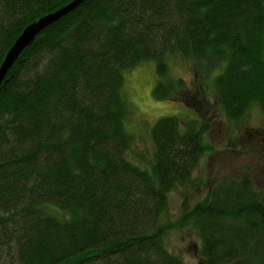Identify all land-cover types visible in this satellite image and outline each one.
Returning a JSON list of instances; mask_svg holds the SVG:
<instances>
[{"label":"trees","instance_id":"1","mask_svg":"<svg viewBox=\"0 0 264 264\" xmlns=\"http://www.w3.org/2000/svg\"><path fill=\"white\" fill-rule=\"evenodd\" d=\"M69 1L0 0V62L25 25ZM171 55L191 61L192 81L170 76ZM143 61L156 100L264 117V0H83L38 32L0 82V264H185L161 216L168 192L199 187L209 123L157 118L152 161L132 163L122 73ZM205 192L190 207L182 196L174 224L191 227L201 264H248L264 242L262 193L244 174Z\"/></svg>","mask_w":264,"mask_h":264},{"label":"rangeland","instance_id":"2","mask_svg":"<svg viewBox=\"0 0 264 264\" xmlns=\"http://www.w3.org/2000/svg\"><path fill=\"white\" fill-rule=\"evenodd\" d=\"M166 60L171 77L182 78L186 82L192 81L194 73L191 61L174 55L167 56ZM155 78L152 61L140 62L122 73L121 93L129 107L124 126L132 138L126 157L141 168L149 166L153 152L149 130L153 122L161 116L175 115L183 120L193 118L198 113V120L209 123L204 140L211 146V150L202 155L192 173L193 180L199 182V187L190 186L184 191L168 192L166 207L161 216V221H169L172 225L163 234L168 252L180 257L185 264H201L197 254L198 240L191 227H177L174 224L182 214V196H186L187 207H190L205 197V191L217 178L244 174L254 183L255 189L262 193L260 203L264 204V131L260 132L261 129L264 130V117L258 109L249 107L242 119L229 121L212 105L211 94L208 96L209 105L197 101L185 105L177 101L156 100L151 94ZM254 245L256 256H253L248 264H255L264 250V242H256ZM231 264L244 263L236 260Z\"/></svg>","mask_w":264,"mask_h":264},{"label":"water","instance_id":"3","mask_svg":"<svg viewBox=\"0 0 264 264\" xmlns=\"http://www.w3.org/2000/svg\"><path fill=\"white\" fill-rule=\"evenodd\" d=\"M82 1L83 0H70L68 3L56 9L55 11L41 15L40 17L25 25L13 40L12 44L0 62V82L3 80L6 71L10 68L21 50L31 43L34 36L38 32L77 7Z\"/></svg>","mask_w":264,"mask_h":264}]
</instances>
